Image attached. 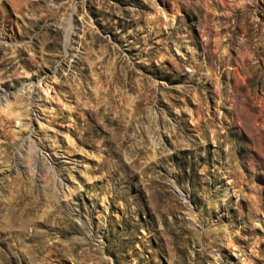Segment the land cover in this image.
Here are the masks:
<instances>
[{
	"label": "rangeland",
	"instance_id": "374dc122",
	"mask_svg": "<svg viewBox=\"0 0 264 264\" xmlns=\"http://www.w3.org/2000/svg\"><path fill=\"white\" fill-rule=\"evenodd\" d=\"M0 264H264V0H0Z\"/></svg>",
	"mask_w": 264,
	"mask_h": 264
}]
</instances>
